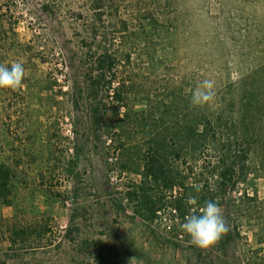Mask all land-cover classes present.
<instances>
[{
	"label": "rangeland",
	"instance_id": "obj_1",
	"mask_svg": "<svg viewBox=\"0 0 264 264\" xmlns=\"http://www.w3.org/2000/svg\"><path fill=\"white\" fill-rule=\"evenodd\" d=\"M104 55L114 70L95 79ZM13 62L25 78L0 89V264H264V0H0V63ZM204 80L214 99L194 106ZM202 111L249 150L244 177L217 191L218 152L188 150L175 164L187 192H151L149 219L151 136ZM211 199L227 231L199 248L181 225Z\"/></svg>",
	"mask_w": 264,
	"mask_h": 264
},
{
	"label": "trees",
	"instance_id": "obj_2",
	"mask_svg": "<svg viewBox=\"0 0 264 264\" xmlns=\"http://www.w3.org/2000/svg\"><path fill=\"white\" fill-rule=\"evenodd\" d=\"M105 56L97 59L95 64L99 66L107 64L108 67L106 69L101 67L100 70L94 69L92 74L95 72V79L104 78L105 72L114 70V61L116 60ZM112 96L117 102H120L118 107H123L120 92L113 91ZM214 122L202 111L194 126L185 125L179 129H172L168 135L159 133L151 136L150 148L143 154V177L144 184L148 185L149 183L156 191H152L151 187L144 188L141 186L142 188H140L142 191L141 206L146 208L149 219H153L161 210V207H159L162 203L161 198L155 200L157 190H160L161 193L168 192L171 194L177 189L187 192L175 164L181 158V155L188 154V150H192L195 154H203L214 150L218 152L220 159L213 167V178L217 191H226L229 187L232 190L240 182V178L244 177L249 150L246 153L242 152L241 155L236 154L233 151L232 142L224 139V133L220 131L221 127L219 129L217 123ZM165 128L166 126H164ZM236 137L237 135L234 136V139ZM173 159H175L174 162ZM10 174V170L4 164H0V198L4 201L9 198L11 193ZM151 192L155 195L151 196ZM131 196L138 197L136 193H132ZM180 200L176 196L174 202L171 203L174 211L180 212ZM202 201H204V198ZM203 204L201 203V207L204 206Z\"/></svg>",
	"mask_w": 264,
	"mask_h": 264
},
{
	"label": "clouds",
	"instance_id": "obj_3",
	"mask_svg": "<svg viewBox=\"0 0 264 264\" xmlns=\"http://www.w3.org/2000/svg\"><path fill=\"white\" fill-rule=\"evenodd\" d=\"M24 78L25 68L21 62H13L10 67L0 63V89L16 91L23 87ZM213 88V81L204 80L192 92L191 103L203 106L213 101ZM186 200L191 205L197 204V197L194 195L189 194ZM199 213L186 216L181 228L197 247L209 248L226 233L227 223L218 200L205 201L204 206L199 208Z\"/></svg>",
	"mask_w": 264,
	"mask_h": 264
}]
</instances>
